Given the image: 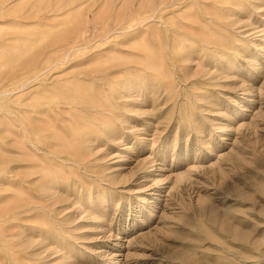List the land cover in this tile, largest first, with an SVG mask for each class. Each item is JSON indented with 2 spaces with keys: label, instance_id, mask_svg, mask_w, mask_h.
I'll use <instances>...</instances> for the list:
<instances>
[{
  "label": "rangeland",
  "instance_id": "374dc122",
  "mask_svg": "<svg viewBox=\"0 0 264 264\" xmlns=\"http://www.w3.org/2000/svg\"><path fill=\"white\" fill-rule=\"evenodd\" d=\"M0 264H264V0H0Z\"/></svg>",
  "mask_w": 264,
  "mask_h": 264
},
{
  "label": "bare ground",
  "instance_id": "6f19581e",
  "mask_svg": "<svg viewBox=\"0 0 264 264\" xmlns=\"http://www.w3.org/2000/svg\"><path fill=\"white\" fill-rule=\"evenodd\" d=\"M59 144V143H58ZM26 147V146H25ZM58 148V147H57ZM70 154V153H69ZM70 156V155H69ZM57 177V176H56ZM60 179V178H59ZM58 180V179H57Z\"/></svg>",
  "mask_w": 264,
  "mask_h": 264
}]
</instances>
